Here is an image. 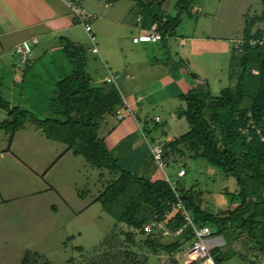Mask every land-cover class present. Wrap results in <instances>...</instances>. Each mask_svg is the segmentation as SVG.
<instances>
[{"label":"trees","instance_id":"1","mask_svg":"<svg viewBox=\"0 0 264 264\" xmlns=\"http://www.w3.org/2000/svg\"><path fill=\"white\" fill-rule=\"evenodd\" d=\"M165 1L134 0L133 4L141 15L135 18L136 22L145 29L155 26L161 35L158 42L175 36L182 18L197 13L193 8L198 0H176L173 12L153 8V3L161 6ZM261 5L260 14L245 22L243 36L238 39L241 42L237 40L238 46L230 51L228 72L233 82L217 95L211 94L207 83L178 93L184 107L175 116L184 118L189 128L179 136L164 134L159 141L166 166L177 164V172L185 169L187 160L201 158L217 168L223 178L233 177L234 190L223 189L230 195L229 204L214 212L208 208L205 191L197 183L185 187L179 181H166L164 176L150 179L119 165V158L111 153L99 130L107 117L114 118L122 104V93L113 84L97 80L95 72L89 71V53L82 45L67 37L59 38L72 68L55 83V116L40 118L19 101L5 98L0 90V110L6 112L0 129L6 137V149L15 133L30 122L48 139L64 143V152L72 150L91 167L102 170L99 176H104L103 171L110 174L93 201H99L102 209L115 219L113 228L85 259L70 257L69 264H149L151 256L157 260L160 255L177 262L176 254L193 238L189 228L175 237H164L155 230L150 234L144 231V226L153 220L163 221L171 232L183 226V215L173 210L177 200L195 226H207L212 236L221 235L226 241L245 234L264 254V44L250 43L264 34L260 28L253 30L256 22L264 21V0ZM152 121L153 127L149 126L150 120L138 127L149 144L158 142L150 136V129L161 126V119L155 121L154 117ZM186 173L185 169V174L177 177ZM75 248L83 252V247ZM227 255V251L220 250L214 258L222 264ZM19 264L54 263L37 251L25 250Z\"/></svg>","mask_w":264,"mask_h":264},{"label":"rangeland","instance_id":"2","mask_svg":"<svg viewBox=\"0 0 264 264\" xmlns=\"http://www.w3.org/2000/svg\"><path fill=\"white\" fill-rule=\"evenodd\" d=\"M87 1L90 4L93 2ZM104 1L113 3V12L117 15H121L123 10L126 12L128 8L124 21L139 25L135 18L141 15L133 7L134 0H102L99 11H105ZM175 1L166 0L161 6L153 3V8L173 12ZM196 5L200 7V11L183 17L175 36L167 37L156 44L131 45L122 52L118 48L116 60L119 64L124 65L127 59L138 72L137 81L119 79L118 85L120 83L119 87L126 91V95L127 90L133 92L137 86L144 85L143 89L146 86L148 90L154 89L151 99L156 100L160 95L162 81L165 82L166 76L176 73L186 78V84L193 87L207 83L213 95H217L221 88L233 82L229 80L228 72L230 51L238 46L236 42L243 36L245 22L262 11L261 0H198ZM118 28L120 26L115 29ZM256 28L264 30V21L256 22L253 30ZM132 30L128 33L130 44ZM118 34L117 42L120 43V32ZM106 35L105 32L96 33V45L100 48L101 45L110 48L108 42L105 44ZM182 38L185 39L184 45L180 43ZM79 41L86 50L91 47L86 33L83 32ZM103 57L108 62L111 61L105 54ZM46 63L43 60L38 64L40 73L44 74L50 68L49 63ZM88 69L90 70V64ZM4 72V77L8 79L9 72ZM190 72L196 73L197 78ZM41 83L44 84L43 80ZM51 83L52 81L44 84L49 88L48 92L26 91V100L29 95L38 94L32 97L37 103L27 105L23 101L21 105L31 109L40 118L55 116L54 109L46 104L53 90ZM21 85L22 83H17L15 91L3 88L0 90L5 98L18 102L24 93L22 89H18ZM174 85L169 88L170 93ZM10 93L14 98H11ZM179 106L184 107V103L176 97L160 104L148 102L139 115L143 118L144 113L145 118L150 120V127H153V117L158 115L161 119L159 129L166 130L169 127L171 135L179 136L189 128L184 118L175 116V108ZM133 115H137V112ZM5 116L6 112L0 110V120ZM142 118L141 127L144 124ZM132 119L127 114L124 121ZM130 122L135 129L129 135L118 133L115 125L108 129L104 125L99 131H114L108 137V147L119 158L121 167L150 179L162 178L163 173L149 154L150 150L148 152V145L139 128L133 120ZM12 142L11 147L6 149V137L0 129V264H19L25 250L37 251L54 264H69L70 257L85 259L91 249L110 232L115 222L102 209L99 201H93L109 180L110 174L103 171L104 176H99L102 170L91 167L81 155H74L72 150L64 152V143L48 139L30 122L15 133ZM177 169V164L170 163L164 168V172L173 183L179 181L185 187L197 183L205 191L211 211L229 204L230 195L224 193L223 189L228 187L229 190H234L233 177L223 178L217 168L201 158L186 161L187 173L184 177H177ZM70 236L73 237L69 238ZM237 236L238 240L236 238L237 241L232 243L230 249L237 252L240 250L239 253L243 256L236 254L230 259L227 258L224 264H260L259 257L254 258L251 255L245 237ZM77 246L83 247V252H79L75 248ZM220 250L221 246L212 248L214 254ZM168 258L160 255L156 260V257L151 256L149 264H184L179 253L176 254L177 262L169 261Z\"/></svg>","mask_w":264,"mask_h":264},{"label":"crops","instance_id":"3","mask_svg":"<svg viewBox=\"0 0 264 264\" xmlns=\"http://www.w3.org/2000/svg\"><path fill=\"white\" fill-rule=\"evenodd\" d=\"M101 1L102 0H93L92 4H90L91 2H86V0H0V88H3V90L15 91L17 83H22L20 87L18 86V89L20 88L24 92L20 97V103L24 101L27 105H35L37 101L32 97L37 96L38 94L33 93L29 95L31 91L48 92L49 88L47 86L45 87L44 84H48L51 81L52 89L54 90L56 81L71 72V64L62 50L59 38L67 37L71 41L81 45L79 40L83 32L86 33L83 24L76 19L75 14L72 12L71 5L79 6L87 12L95 15V18H86L84 20V22L91 25L95 39L96 33L101 34L102 32H105L107 34L105 44L107 45L108 42L110 48L109 46L105 47V45H101L100 48L97 45L104 63L98 60L97 55L92 53L89 47L87 48L90 58L89 71H94L97 80H102L103 77L100 76L98 72H103L105 69L104 66H106L110 71L119 73L120 79H124L123 81H137L138 72L131 67L132 64L129 63L127 59H125L124 65H121V63L119 64L116 60L117 50L120 48L122 52L124 48L128 50L131 45L132 47L133 45H139L140 43L132 42V37L137 32L145 30V28L124 21L127 17L126 13L128 12L127 10H129L128 8L126 9V12L123 10L121 15L114 14L113 11L115 7L111 1H104L105 11H99ZM119 1L122 0H118V2ZM127 7H130V5L127 4ZM109 8L112 10H109ZM118 26H120V29H115ZM130 29H133V35L131 37L132 44L128 42V33ZM123 30H125L124 33ZM119 32L120 36L118 38L122 40L120 43L117 42ZM23 40L28 41L31 46V53L26 58H23L15 52V47ZM180 43L184 45L185 39L182 38ZM102 52L111 60L110 62L103 57ZM43 60L47 61L50 65V68H47L44 71V74L40 73L41 71L38 69V64ZM4 71L9 72L10 77L8 79L4 77ZM41 80H43L44 84L41 83ZM173 84L176 86L174 85L172 88L173 91L170 93L169 88ZM178 85H180L183 90H181ZM118 86H120V83ZM143 86H137L138 88L133 92L131 90L128 92L127 90V95L125 94L126 91L124 92L119 87L120 92L123 93V97L128 102L132 112H137V115H135L132 120L135 122V125L140 128V120L142 117H140L139 113H142V110L148 102L160 104L174 97L178 98V93L187 92L189 89L193 88V85L186 84V78L181 77L178 73L166 76V81H162L159 89L160 95H158V99L156 100L151 99V96L155 93L154 89L151 88L148 90L147 86L146 89H143ZM53 90L51 96L47 98L49 101L46 102V104L49 108L52 107L53 109H56V105L52 101ZM26 91L29 92V99L27 98V100L24 98L27 96ZM146 91L147 93H144ZM19 94L21 93L19 92ZM12 97L13 95L11 94V98ZM181 106L175 108V112L179 110ZM45 108L47 107L45 106ZM156 116L158 115H155L154 117ZM142 120V122H145L146 120L148 122L144 113ZM130 121L125 122L124 119L122 121H116L114 118L107 117L102 126L106 125L105 127L108 129L113 128L115 125L116 129H118V133L129 135V133L135 129ZM157 129H155V131L154 129H150V136L157 138L158 141L163 140L164 134L167 136H173L170 133L171 129L169 127L166 130ZM100 133L105 136L108 146V137L111 133L113 134L114 131L108 130L107 132H103L101 130ZM12 143L13 142H11V145ZM241 236L245 237L251 255L254 258L259 257L260 264H264V254L260 253L254 247L253 242L249 241L245 234L239 235V237ZM236 238L238 240V236H232L231 239L227 240V243L225 241L226 239L220 235L216 237V241L213 242V245L215 248L221 246L222 250L227 251L228 259L236 254L243 256V254L239 253L240 250L237 252L236 250L233 251L230 249L232 243L237 241Z\"/></svg>","mask_w":264,"mask_h":264},{"label":"built area","instance_id":"4","mask_svg":"<svg viewBox=\"0 0 264 264\" xmlns=\"http://www.w3.org/2000/svg\"><path fill=\"white\" fill-rule=\"evenodd\" d=\"M71 9L72 12L75 14L76 19L83 24L87 37L91 42L90 51L94 54H97L101 58L99 49L96 45L95 36L92 33L91 25L84 22L86 18H95V15L90 12H87L79 6L71 5ZM199 11L200 8L198 6H195L193 8V12ZM160 38L161 35L156 31L155 26H151L149 29L137 32L132 37V42L156 43L160 40ZM250 43L264 44V34L260 39H251ZM15 52L21 55L23 58H26L31 53V46L29 42L23 40L19 45L15 47ZM101 61L104 63L102 58ZM104 68V72H98L99 75L103 77L102 80L113 84L119 89L118 82L120 79V74L110 71L106 66H104ZM127 114L133 115V112L126 99L122 96V104L116 109L113 117L115 120L119 121L122 120ZM159 119L160 118L158 116L155 117V121H159ZM147 144L155 164L161 169L165 180L169 181V177L164 172V168L166 167L167 162L166 159L163 157L161 143L158 141L154 144H149L147 141ZM184 174V168L179 169L177 172L178 176H183ZM173 210L179 211L183 215V218L185 219V223L183 226L171 232L164 227L163 221L153 220L144 226V231L146 232V234H150L155 230L161 233V235L164 237H175L179 236L183 232L184 228L187 227L191 230L193 238L190 243L186 244L179 251L181 261L184 264H220L215 260L212 252V248L214 247L213 242L216 241V237L212 236L210 228L207 226H195L180 200H177V202L174 204Z\"/></svg>","mask_w":264,"mask_h":264},{"label":"clouds","instance_id":"5","mask_svg":"<svg viewBox=\"0 0 264 264\" xmlns=\"http://www.w3.org/2000/svg\"><path fill=\"white\" fill-rule=\"evenodd\" d=\"M119 87V86H118Z\"/></svg>","mask_w":264,"mask_h":264}]
</instances>
